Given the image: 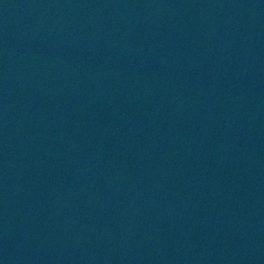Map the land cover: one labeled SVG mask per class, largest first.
Returning a JSON list of instances; mask_svg holds the SVG:
<instances>
[{"label": "water", "instance_id": "obj_1", "mask_svg": "<svg viewBox=\"0 0 264 264\" xmlns=\"http://www.w3.org/2000/svg\"><path fill=\"white\" fill-rule=\"evenodd\" d=\"M0 264H14L0 224Z\"/></svg>", "mask_w": 264, "mask_h": 264}]
</instances>
